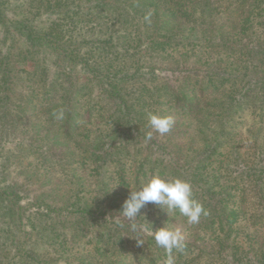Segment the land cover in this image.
<instances>
[{"label":"trees","instance_id":"1","mask_svg":"<svg viewBox=\"0 0 264 264\" xmlns=\"http://www.w3.org/2000/svg\"><path fill=\"white\" fill-rule=\"evenodd\" d=\"M154 111L175 123L147 140ZM155 172L209 215L124 218ZM149 221L176 264H264V0H0V264H163Z\"/></svg>","mask_w":264,"mask_h":264},{"label":"clouds","instance_id":"2","mask_svg":"<svg viewBox=\"0 0 264 264\" xmlns=\"http://www.w3.org/2000/svg\"><path fill=\"white\" fill-rule=\"evenodd\" d=\"M152 13L145 15L144 19L151 22ZM175 120L171 115L162 114L158 111L147 114V124L150 131L146 135L147 140L152 139L153 132L165 136L174 126ZM153 205L168 217L178 211L190 225L199 224L203 217L209 215V211L194 196L193 186L190 181L173 175H164L155 172L149 175L141 186L131 190L130 195L123 202L121 213L129 221H136L143 216L141 210L147 205ZM146 219V218H145ZM147 220V219H146ZM150 222V221H149ZM143 225V230L148 232L159 248H162L166 257L163 264H176L174 252H183L186 248V239L183 232L178 228L166 226L155 228ZM138 245L144 241L137 239Z\"/></svg>","mask_w":264,"mask_h":264},{"label":"rangeland","instance_id":"3","mask_svg":"<svg viewBox=\"0 0 264 264\" xmlns=\"http://www.w3.org/2000/svg\"><path fill=\"white\" fill-rule=\"evenodd\" d=\"M163 75L165 76V77H167V78H169V79H171L172 80V82L173 83H175L176 81L175 80H173L174 78H176V76L175 75H167V74H165L164 72H163ZM143 98L142 97H140V104L139 105H136L137 106V108L136 109H138V108H148V107H150L151 106V108H155L154 107V105L153 104H146L147 103V101H144V100H142ZM96 104L97 106H99V105H105L106 107L105 108H108V103H109V101L108 100H106V99H103L101 96H98V95H96V94H93V98H92V102H91V104ZM111 105V104H110ZM112 108V107H111ZM248 121V120H247ZM245 126V123L244 124H241V127H244ZM56 130V129H55ZM10 145V144H9ZM109 174H111V173H109ZM109 174H107V175H109ZM115 183V180L111 183V186H110V193L113 191V190H117V189H115V188H112V185ZM93 189V188H92ZM92 196H93V194H92ZM94 198H97V196L95 195V196H93ZM94 201H96V200H94ZM100 229H102V227L100 228ZM47 240V242L46 241H43V240H41L40 241V244L43 246V247H45V248H43L41 251L42 252H44V250L45 249H50L51 248V245H48V243H49V240L48 239H46ZM81 240H83V238H81ZM78 241H76V240H73V243L77 246V243ZM82 242V241H81ZM96 244L97 245H101V246H103V245H105L104 244V241H100V242H98L97 240H96ZM87 246L89 247H87V249H89V250H91L93 253L96 251L95 250V245L93 244V241L92 240H90L89 242H87ZM77 248L79 249V247L77 246ZM66 249V251H64L63 253H62V255L61 256H55L56 257V260H55V258H54V260H53V257L52 256H48V255H46V256H44L43 258H42V262H41V264H51V262H52V260H53V262H55V264H75L76 263V261H77V259H76V257L74 256L73 257V254L72 253H74L75 251H76V247L75 246H69V247H66L65 248ZM120 256V257H119ZM125 256V255H124ZM123 256V257H124ZM113 258H121V255H119L117 252L115 253V255L113 256ZM122 259V258H121ZM146 261L145 262H148L147 261V259H145ZM123 261V260H122ZM125 262V261H124ZM19 264H22V263H19ZM32 264H36V263H32Z\"/></svg>","mask_w":264,"mask_h":264}]
</instances>
